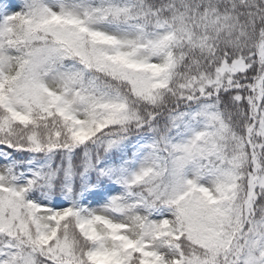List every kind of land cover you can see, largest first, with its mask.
Wrapping results in <instances>:
<instances>
[{
    "label": "snow or ice",
    "instance_id": "1",
    "mask_svg": "<svg viewBox=\"0 0 264 264\" xmlns=\"http://www.w3.org/2000/svg\"><path fill=\"white\" fill-rule=\"evenodd\" d=\"M0 264H264V0H0Z\"/></svg>",
    "mask_w": 264,
    "mask_h": 264
}]
</instances>
